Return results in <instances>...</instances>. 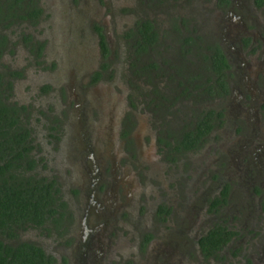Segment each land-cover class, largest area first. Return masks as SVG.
<instances>
[{
	"label": "rangeland",
	"instance_id": "374dc122",
	"mask_svg": "<svg viewBox=\"0 0 264 264\" xmlns=\"http://www.w3.org/2000/svg\"><path fill=\"white\" fill-rule=\"evenodd\" d=\"M189 1L168 0L165 9L181 15ZM192 1L204 7L203 13L208 11V0ZM38 3L42 12L36 21H14L0 28L10 38L0 62L20 70L12 80V98L29 108L33 151L38 159L35 170L59 183L71 213L67 232L73 240L89 189L94 187L98 201L103 192L110 195L105 209L97 208L98 212L85 216L87 228L102 227L104 240L98 239L91 250L85 248L80 264H209L197 260L193 245L196 227L216 217L205 210L206 197L219 184H228L230 196L219 212L224 218L235 213L233 207L238 202L255 209L254 199L259 198L264 207L263 172L259 171L262 175L258 177L253 170L262 162L264 141L244 135L246 128L232 131L231 125L224 123L195 150L167 151L161 139L169 131L171 118L164 117L160 106H151L155 97L147 101V85L133 72L134 58L122 39L124 29L137 18L165 22L158 0ZM195 10L192 15L198 18L201 13ZM187 13L191 14L188 9ZM22 32L42 40L39 56L30 49L32 43L21 39ZM100 34L107 52L101 49ZM99 70L101 75L92 81ZM44 84L48 87L40 89ZM87 179L94 181V186L86 187ZM158 202L171 208L165 221L154 216ZM257 215L261 221L252 225L256 232L250 237L256 243L249 251L254 264H264L256 245L264 240V210ZM146 232L151 233L148 241ZM247 236L237 235L210 264H247L243 259L249 252L241 247ZM22 237L38 241L64 259V264L73 263L75 250L68 252L71 239L64 242L57 234L43 235L33 229L24 231Z\"/></svg>",
	"mask_w": 264,
	"mask_h": 264
},
{
	"label": "flooded vegetation",
	"instance_id": "af4514ba",
	"mask_svg": "<svg viewBox=\"0 0 264 264\" xmlns=\"http://www.w3.org/2000/svg\"><path fill=\"white\" fill-rule=\"evenodd\" d=\"M200 5H202L201 2ZM206 6L208 11L204 13L202 12L204 7L201 9L197 3H193L192 0L189 1L187 7L186 5L183 7L186 10L185 13H181V15L185 19L188 18L189 22L185 20L183 24L179 23L181 31L180 35L186 36L187 34H198L200 38H196V41L201 47L204 45L203 40L207 43H216L219 46L225 59V66L223 68L226 85L225 91L210 98H205L198 93V89H201L198 87L194 90L196 97L194 102H192L190 98L184 96L180 90L181 86L177 85V79L186 77L188 71H190L197 77L195 81H193L194 83L199 80L198 77L203 79V77L206 76V73L203 70L202 62H195L194 64L186 60V57H183V60H181L177 55H175L176 57L170 55V44L172 43L170 42V36L172 34L170 31L171 26L166 20L164 23L153 22V27L158 30L160 43L157 48H159V51L156 52L154 46L150 47L148 49V57L142 56L141 58L143 62H138L139 60L135 59L134 63L136 66H134L133 72L140 78L139 80H142L141 77H147L151 80L150 83L144 82L147 85L149 95L156 98L153 100L154 102L151 101V106L153 108L160 106L159 108L162 109L165 114L164 117L168 116L171 118V123L167 122L170 126L168 128L169 131H165V135L161 139V142L164 147L167 148V151L171 150L172 153L175 154L195 150L215 129L224 123L230 124L232 131L243 130L246 128L247 132L244 133V135L254 137L259 142L261 140L264 141V0H208ZM194 8L196 9V14L201 13L198 15V18L192 15ZM187 9L191 14L187 13ZM198 9H200L199 12ZM191 16H193L194 20H191ZM149 18L153 19L151 17ZM162 29L167 31L165 37L162 36ZM122 39L123 41H126L124 37ZM165 44L168 45L167 48H165ZM192 46L195 45L193 44ZM175 47H177V45H175ZM132 57L134 58V56ZM147 62H156L157 66L152 63L147 66L146 74H141L139 65L144 63L147 65ZM173 62L180 65L179 74L174 70L175 66ZM172 63L173 65H171ZM135 67L137 68L136 71ZM99 71L101 75V70ZM211 75L214 77L215 74L211 73ZM143 81L144 80H142V82ZM183 83H185L184 80ZM155 89H158L159 93L163 96L160 97L158 93L156 94L154 92ZM178 93L180 95L174 98V95ZM184 107H186V110ZM203 108H212L213 110V113L211 114L212 126L206 134L205 139L197 147L185 150L175 149L174 138L177 137V132L180 130L182 124L184 122L187 123L188 119L193 121L198 111ZM166 120L167 119H165V121ZM171 133L174 135H171ZM260 152L262 162L259 167H256L253 170L257 172L256 175L259 174L258 177L262 174L264 177V146ZM259 171H262L263 173L260 174ZM37 173L40 174L39 172ZM54 181V186L57 189L54 194L60 195L65 202L62 209L58 208L61 212L59 220H49L46 223L48 230L28 227L25 230L19 229L18 235L21 239L30 240L35 244H39L45 252L50 253L55 257L56 264H64V259H60V257L58 258L55 253L50 252L38 241L22 237L23 232L33 229L41 232L43 235L57 234L58 237L64 239V242H68L69 239H71L68 244V246L71 245L68 252L75 250V257L72 260V264H80L82 260L81 252H83L85 248L91 250L92 245H96L98 239L104 240V238L100 236L104 234L102 233V227L87 228L84 222L85 216L88 215L90 211L98 212L97 208L103 207L105 209L106 201H108L110 195L105 191L100 196V201H98L95 198L97 193L94 192V187L89 189L90 195L87 196V199L83 200L82 203L83 213L81 214L80 219L82 221L80 224L81 226L78 227V231L73 235V240L69 232H67L68 223L70 221L69 216L71 217V213L68 209L69 205L62 195L59 183L55 179ZM94 183V181L91 182L87 179L86 187L94 186ZM260 186H264V182L260 183ZM251 190L253 193H257L256 187H252ZM229 196L230 190L228 189V184L225 183L219 184L217 188L214 189L213 193L206 197L205 210L208 209V211H211L216 217L212 221L201 225V227H196L197 230L193 233L194 253L197 256V260H203L210 264L211 261H215L222 256L225 248L231 246V243L237 235H245V233H247L248 236L246 243L243 238L241 247L242 251H248L249 254L244 257L243 260L246 259L247 264H254V256L249 249L251 248V244H255L256 242L252 241L250 235L256 232V228L252 226L254 222L261 221L258 220L257 212L262 213L264 207L261 205L259 198H257V200L254 199L256 202L255 209H250L251 204L238 202L236 204L237 206L233 207L235 213L229 214L228 218H224L223 215H219V212L225 207ZM258 197H260V193L258 194ZM96 205L97 207L92 209V207H95ZM159 206H164L167 211L160 212L159 209L161 210V208ZM253 209L255 212H253ZM58 210L55 213L56 218L59 217ZM170 212V206L163 202H158L153 207L154 216L159 221L167 220ZM233 218L237 219V221H232ZM260 218H262L261 215ZM214 225L223 227L226 233V240L219 248L215 249L214 252L203 254L198 246V238L205 233L208 228ZM262 227H264V225ZM262 231V228L259 229V232ZM93 234H95L94 237H92ZM149 238H151V233L146 232L144 239L148 241ZM256 245L259 248V253L264 256V240ZM231 249L233 250L234 246H232ZM234 252V250L231 251V253ZM258 263L260 264V261Z\"/></svg>",
	"mask_w": 264,
	"mask_h": 264
},
{
	"label": "trees",
	"instance_id": "16d2710c",
	"mask_svg": "<svg viewBox=\"0 0 264 264\" xmlns=\"http://www.w3.org/2000/svg\"><path fill=\"white\" fill-rule=\"evenodd\" d=\"M167 1L158 0L160 6L164 8L165 20L171 26L170 55L174 57L177 55L181 60L186 57V60L194 64L202 62L206 73L203 79L198 77L199 80L194 83L197 77L190 71L186 77L178 78L177 85L181 86V92L194 102L196 98L194 90L198 87L201 88L198 89V93L205 98L225 91L223 73L225 59L219 46L203 40L204 45L201 47L196 41V38H200L198 34L180 35L179 23L183 24L185 20L187 22L189 20L180 14L166 10L165 2ZM41 12L42 7L38 0H0V28L3 29L14 21L34 22ZM153 22L156 23L154 19L147 16L140 17L122 32L134 56V63L135 59L143 62L141 57H148L150 47L154 46L156 52L159 51L158 30L153 27ZM1 29L0 54L10 43L9 35ZM162 33L165 37L167 31L162 29ZM99 38L102 51L107 52L108 49L101 34ZM21 39L26 44L32 43L33 48L30 49L36 56L40 55L43 48L42 41L34 39L29 32H22ZM193 44L195 46H192ZM164 46L168 47L166 44ZM152 63L157 66L156 62L139 65L141 74H146L147 66ZM174 66V70L179 74L180 65L174 63ZM211 73L215 74L214 77ZM99 74L100 72L96 71L91 80L98 78ZM18 75H20L19 69L0 62V264H56L55 257L45 252L39 244L21 239L18 235L19 229L25 230L28 227L48 230L46 223L49 220L58 221L61 216L58 208L62 209L65 204L60 195L54 194L57 191L54 179L38 174L34 170L38 159L33 151L34 143L28 121L29 108L25 103L12 98V80ZM141 79L147 83L151 82L147 77H141ZM46 87L48 86L44 84L40 86V89L43 90ZM154 92L160 97L163 96L158 89ZM179 95V93L175 94L174 98ZM152 98L153 96H149L147 101H151ZM212 113V108H203L198 111L193 121L188 119L187 123L184 122L177 132V137L174 136V148L185 150L197 147L212 126ZM171 135L174 134L171 133ZM159 207L160 212L167 211L164 206ZM57 210L59 217L56 218ZM225 240L226 233L223 227L214 225L198 238V246L203 254H208L219 248Z\"/></svg>",
	"mask_w": 264,
	"mask_h": 264
}]
</instances>
